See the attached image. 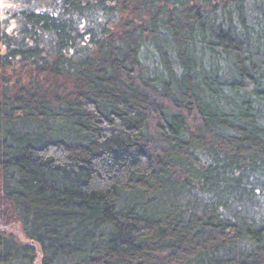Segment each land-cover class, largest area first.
<instances>
[{"label":"trees","instance_id":"obj_1","mask_svg":"<svg viewBox=\"0 0 264 264\" xmlns=\"http://www.w3.org/2000/svg\"><path fill=\"white\" fill-rule=\"evenodd\" d=\"M0 30V264H264V0H55Z\"/></svg>","mask_w":264,"mask_h":264},{"label":"rangeland","instance_id":"obj_2","mask_svg":"<svg viewBox=\"0 0 264 264\" xmlns=\"http://www.w3.org/2000/svg\"><path fill=\"white\" fill-rule=\"evenodd\" d=\"M55 0H0V30L13 34L21 28L19 12L50 8Z\"/></svg>","mask_w":264,"mask_h":264}]
</instances>
